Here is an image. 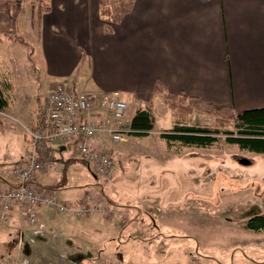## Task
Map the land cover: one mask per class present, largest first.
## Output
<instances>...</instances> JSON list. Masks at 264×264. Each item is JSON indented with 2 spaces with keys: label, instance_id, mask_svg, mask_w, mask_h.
Returning <instances> with one entry per match:
<instances>
[{
  "label": "crops",
  "instance_id": "obj_1",
  "mask_svg": "<svg viewBox=\"0 0 264 264\" xmlns=\"http://www.w3.org/2000/svg\"><path fill=\"white\" fill-rule=\"evenodd\" d=\"M28 2L16 21V33L25 44L6 37L0 41L4 48L22 50L23 69L25 63L32 66L29 73L23 70L27 76L17 86L11 61L6 67L0 62V93L6 100L0 115L10 120L0 124L3 186L10 181L11 164L24 162L29 154L32 143L25 128L34 124L47 92L57 82L79 92L119 91L121 99L136 110L147 101L160 100L155 81L175 95L197 97L235 112L264 108V0H135L131 11L116 24L101 19L98 0H48L50 10L41 15L35 4ZM27 5L34 23L22 22ZM9 24L8 16L0 13V31L7 30ZM153 116L156 121L154 107ZM126 121L130 122L127 117ZM9 138L19 141L15 154L1 147ZM96 138L108 143L104 136ZM52 146V167L36 174L35 186L77 206L76 200L93 189L95 178L83 168L82 182L75 180V175L82 173L78 168L83 161L70 146ZM93 216L77 223L72 211L56 213L42 208L32 226L16 212L5 226L15 233L16 227L23 226L25 231L19 235L32 242L37 252L61 248L79 255L89 249L100 258L112 234L110 226L102 223L105 219ZM73 225L104 236L96 243L85 240L77 244ZM60 229L67 230L64 237L70 239L69 245V239L57 237ZM128 232L120 231L121 246L125 236L128 242L133 241ZM41 235L48 237L49 244L34 241V236Z\"/></svg>",
  "mask_w": 264,
  "mask_h": 264
},
{
  "label": "rangeland",
  "instance_id": "obj_2",
  "mask_svg": "<svg viewBox=\"0 0 264 264\" xmlns=\"http://www.w3.org/2000/svg\"><path fill=\"white\" fill-rule=\"evenodd\" d=\"M29 8L25 7V17L21 19L34 23ZM7 48L0 46V62L6 67L11 61L19 86L32 66L25 63L27 73L23 71L22 50ZM159 99L143 104L142 108L152 114L154 107L156 117L146 136L131 134L121 143L108 145L115 162L111 174L94 177L90 166L83 162L78 168L83 174L74 177L82 182L86 168L87 175L95 178L93 189L83 193L77 205L99 204L108 209L105 214H94L105 219L102 223L110 226L112 234L102 257L89 249L79 255L61 248L37 252L32 242L24 238L20 242L23 226L16 227L15 233L7 225H0V264H264V229L253 231L246 227L248 220L264 215V155L228 144L222 134L206 148L167 144L160 134L170 130L175 119L161 96ZM126 104L130 120L136 109ZM195 113L181 122L194 126L215 124L214 117L199 110ZM8 121L0 115V124ZM9 140L1 147L15 154L19 141ZM85 218L73 220L79 223ZM73 226L77 244L85 240L96 243L98 237L104 236ZM127 229L133 241L121 235L125 244L121 246L120 231ZM65 234L67 230L60 229L56 235L69 239ZM33 239L49 244L43 235Z\"/></svg>",
  "mask_w": 264,
  "mask_h": 264
},
{
  "label": "built area",
  "instance_id": "obj_3",
  "mask_svg": "<svg viewBox=\"0 0 264 264\" xmlns=\"http://www.w3.org/2000/svg\"><path fill=\"white\" fill-rule=\"evenodd\" d=\"M126 111L127 104L118 91L78 92L64 82L55 83L45 96L38 121L25 128L32 143L26 160L10 167L7 186L0 183V225L16 212L32 226L42 208L56 213L72 211L79 219L107 213L108 209L99 204L82 202L73 206L58 199L51 190L36 187V174L52 167V161L38 157L36 144L42 140L48 145L70 146L97 176H106L115 167L108 145L121 143L131 134ZM97 136L106 137L109 144L97 140Z\"/></svg>",
  "mask_w": 264,
  "mask_h": 264
},
{
  "label": "trees",
  "instance_id": "obj_4",
  "mask_svg": "<svg viewBox=\"0 0 264 264\" xmlns=\"http://www.w3.org/2000/svg\"><path fill=\"white\" fill-rule=\"evenodd\" d=\"M36 5L39 15L50 10L48 0H0V13L8 16L10 24L7 30L0 31V41L3 37L10 38L25 44L16 33L17 17L22 11L25 2ZM135 0H98L99 15L105 23L116 24L127 15ZM155 92L162 97V101L172 111L175 123L173 127L160 134V138L167 144H179L185 147L206 148L217 142V136L222 134L228 144H234L241 149L264 154V108L235 112L232 108L214 105L197 97L175 95L168 92L165 85L155 81ZM6 107V100L0 93V110ZM41 110V109H40ZM193 110H199L212 116L215 124L212 126H194L181 122ZM40 111L36 121H38ZM154 116L150 110L137 109L130 119V130L134 136H146L152 130ZM232 130H226L227 126ZM38 157L52 160L55 150L52 145L40 140L36 144ZM17 163H12L14 165ZM246 227L249 230L260 231L264 229V215L248 220Z\"/></svg>",
  "mask_w": 264,
  "mask_h": 264
}]
</instances>
